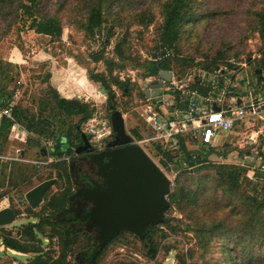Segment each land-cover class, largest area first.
Instances as JSON below:
<instances>
[{"label": "rangeland", "instance_id": "obj_1", "mask_svg": "<svg viewBox=\"0 0 264 264\" xmlns=\"http://www.w3.org/2000/svg\"><path fill=\"white\" fill-rule=\"evenodd\" d=\"M90 1L92 0H48L43 11L57 15L62 27L60 38H51L35 33L28 27V22L19 15L17 3L11 6H0V62H10L11 64L8 74L13 77L8 84V89L17 92L13 104L28 109L30 113L37 114L40 109V101L47 99L50 94L47 86L53 87L54 85L63 92V95L92 104L95 108L94 113L103 112L107 115L108 97L112 92L114 94L112 100L116 109L123 114L127 131L130 133V129L133 127L140 130L142 128L143 136H147L149 131L145 129L135 108L139 101L146 98L142 93L147 88V83H156L160 79L157 76L142 78L143 70L138 64L142 60L153 59L156 54L155 50L159 46L158 30L162 20L159 5L162 0H115L104 5L105 22L94 36L80 27L81 20L84 22L86 6ZM263 7L264 0H194L192 17L182 26L177 50L167 53L173 59L172 71H170L173 77L184 79L197 74L199 71L197 63L212 57L218 50L225 52L226 59L233 58L238 63L246 62L248 56L252 58L257 56L260 41L258 33L254 29L255 19L252 12ZM150 18L152 19L151 23L146 25ZM119 42H122L124 51L121 57L115 51V45ZM180 63H183L182 68ZM250 69H252V65H250ZM89 75L103 77L109 85V90L105 91L99 81L90 80ZM115 80L128 82L129 93H124L120 84H116ZM149 101L152 102V98ZM1 109L2 107H0ZM48 113V110L44 111V114ZM77 121L78 117L67 119L59 116L55 122H52L57 125L63 123L67 126ZM82 129L83 125H81ZM28 138L34 142L36 135L29 133ZM109 140L108 137H105L103 143L106 142L107 146ZM46 141L40 139V145L44 146ZM141 146L163 171L168 172L169 167L174 168V164L168 165V168L163 167L150 144L142 143ZM18 148L24 150L23 158L18 157L21 159L43 160L46 157L38 151V148L35 149L26 142L16 139L6 141L1 150L8 158L0 159L3 160L0 161V168L2 162H6L8 166L4 171L0 169V209L11 207L14 211L17 210L21 216H18L12 224L0 227V236L14 237L21 243L27 244L21 240L23 238L19 237L18 232L28 223L37 222L35 217L38 215L42 217L46 214L41 210L43 202L35 209L30 208L24 199L28 182H21L15 178L17 170L11 162L23 169H28L25 172L31 170L32 177L29 180L34 186L40 179L50 175L53 176L52 178H56V171L50 165L37 168L31 163L12 159ZM188 148L197 150L198 153L204 155L208 152L209 147L189 143ZM223 148L222 145L214 148V152L207 155V162L236 166H239L242 161L246 165L259 164L255 159L253 161H249L248 158L243 160L242 154L236 155L233 159L235 161H233L228 155H224ZM204 164L192 174L182 176L181 181L189 188L201 186V191L206 189V196L215 194V198L223 205L239 203L246 192L247 194L251 193V186L247 187L244 183L239 190L238 198H230L219 189L215 190L214 170L209 167V164ZM84 165L89 166V163L85 162ZM10 170L12 175H9ZM175 170H177L176 178L179 170L183 169ZM60 185L61 182L57 180L46 191L43 200L46 196L56 193ZM210 188L214 189L213 192ZM165 216L174 218L177 222H173L171 225H178L181 228L177 233H170L166 229V236L161 241L164 244H178L182 249L181 256L184 258V264L239 263L238 258L231 260L235 254L240 255V252L231 250L233 240H226L227 230L216 231L219 237L216 234L215 240L207 243L205 247H201L199 242L201 235L197 230L201 226L202 219L205 218L203 211L200 210L198 213L189 215L188 211L182 212L174 209L172 212H167ZM217 216L220 218L221 214ZM239 216H231L227 222L234 224ZM224 217L222 216V218ZM52 219L57 220L59 217L56 215ZM85 232L89 233L90 231L82 229L76 243L70 247L71 251L67 252L66 263L89 264L87 261L90 258L83 259L82 262L81 258L79 259L81 252H88L90 249L87 246L90 243L87 244ZM47 234L39 235V239L30 241L29 248L37 247L42 250L43 260L52 264L53 260L55 261L61 256V249L58 245V238L50 239ZM160 235L159 232L157 238ZM120 240L127 245L111 244L96 264H110L119 258L132 260L139 264H179L176 250L167 254L160 250L154 261H148L142 256L140 238L132 233H123ZM201 240L203 244L205 239L201 238ZM225 241L226 246L230 247L226 250L221 246ZM10 250L2 244L0 239V264H33L32 260L37 256L35 252L20 253L15 250L13 252V249ZM260 255L264 258V249ZM253 264L259 263L255 261Z\"/></svg>", "mask_w": 264, "mask_h": 264}, {"label": "trees", "instance_id": "obj_2", "mask_svg": "<svg viewBox=\"0 0 264 264\" xmlns=\"http://www.w3.org/2000/svg\"><path fill=\"white\" fill-rule=\"evenodd\" d=\"M115 0H92L86 6L84 22L81 20L80 27L83 28L91 36L96 35V31L100 30L103 23L105 22V7L104 5L112 3ZM17 3V9L19 15L28 22V27L31 28L35 33L49 36L51 38H60L62 33V27L56 14H49L43 11L44 6L48 4V0H0V6H11ZM194 0H162L159 9L162 17L159 26L158 35V47L155 50L156 54L153 59L142 60L138 64L143 70L142 78L155 77L158 75L160 70L172 71V60L167 53L169 51H176L177 45L180 39V33L182 26L189 20L193 7ZM255 25L254 29L258 33L260 46L257 50V56L246 58V64L252 65L253 70L260 69V73L257 75V85L261 88L264 87V7L258 11L252 12ZM150 18L146 25L151 23ZM115 51L118 56L124 54L122 48V42L115 45ZM188 64V63H187ZM180 67H183V63H180ZM11 67L10 62H0V107L7 106L8 100L11 98L14 90L8 89L9 82L12 81L11 75L8 74L9 68ZM197 67L199 71L206 74L214 73L217 70H224L226 68H233L234 66L228 62L225 58V52L218 50L212 57L203 62H198ZM182 72V70H179ZM89 79L94 82H100L105 91L109 90V85L105 79L98 75H89ZM200 76H195L192 81V87L195 88L202 95H206L207 92L211 91L212 87L210 84L202 86L199 85ZM116 84H120L124 93H129L128 82H120L115 80ZM49 87V96L47 99L40 101V109L37 114L30 113L28 109L22 108L18 105H14L12 108L11 116L1 117L0 121V139L4 141L7 138L9 128L13 123H19L23 128L30 134L36 135L35 141L28 138L26 143L31 147L38 148L39 152L45 148L40 145V139L53 140L55 145L50 147V153L61 158L63 154L69 155L71 158L75 156L74 148L81 143L82 139L80 136L81 125L90 118L95 111L92 104L80 101L76 98H64L59 95L56 89ZM221 87V83L217 84L214 91H218ZM144 96V93H142ZM114 94L110 92L108 97L109 107L107 109L108 114L111 113L110 106L116 109L113 102ZM48 110V114H44V111ZM107 114V115H108ZM59 116H63L67 119L78 117V121L70 125L63 123L54 124L55 119ZM135 137L141 139V134L136 130H132ZM152 146L154 154L157 156L159 163L168 168V165L174 164V168H180L182 161H184L188 168L179 170L177 177L174 180L173 186L167 195L169 202V209L167 212H172L174 209L181 210L182 212L188 211L189 215L203 211L201 226L198 228L201 238H204V243L200 238L199 242L201 247H205L207 243L215 240L214 237L218 231L227 230L226 240H233V247L231 250L234 252L239 251L240 255L233 256L231 260L238 258L239 263L253 264L257 261L259 264L264 262L263 256L260 253L264 249V179L259 176H255L254 179H249L246 176L244 169L240 166L233 164H210L207 162V155L213 153V148H208V152L204 155L198 153L197 150L189 149L184 140L181 139L179 149L167 146L165 149L162 148L160 143L152 142L148 143ZM62 160L49 164L56 171V178L61 182L59 190L50 195L46 196L43 200L42 212L46 216L38 215L35 217L37 222H30L19 231V237L23 238L24 242L21 243L14 237L0 236L2 244L10 249L19 252H35V256L32 260L33 264H48L46 260H43L41 256L42 250L39 248H29V243L32 240L38 238L39 235L48 233L50 239L57 237L58 245L61 249V256L57 260H53L52 264H72L66 263L65 258L67 252L71 251V246L76 243V239L82 228L70 225V221H63L61 215L59 219L53 220L52 218L58 215L60 212L67 213V204L69 196L72 193V182L70 180L68 163ZM209 164L216 176L214 183V189H219L221 192L226 193L230 198H238L240 188L243 186L242 183L251 186V193L246 192V195L242 197L239 203H226L221 204L218 199L215 198V194L206 196V189L201 191V186L198 188H189L185 183L181 181V177L186 174H192L198 167ZM8 164L2 163L1 171L7 168ZM28 170V169H27ZM26 170V171H27ZM10 170L9 175H12ZM30 172H25L24 169L18 167L16 177L21 182H28L27 189L32 188L33 184L29 180L32 176ZM49 177L40 179L39 182L52 178ZM260 183V184H258ZM259 186V187H258ZM213 192L214 189L210 188ZM213 196V197H212ZM201 199V200H200ZM239 200V199H238ZM16 217L21 216L19 212L14 211ZM218 214L221 217L218 218ZM240 215V216H239ZM222 216H225L222 218ZM231 216H239L236 223H228ZM245 217V218H244ZM56 218V217H55ZM177 222L174 218L165 217V221L160 224L148 225V235L140 239L142 243V256L148 261H154L160 250H163L165 254L170 251L176 250L177 259L179 264H184V258L181 256V247L178 244L162 243V239L165 238V230H169L170 233H177L181 228L180 226H172L171 223ZM217 231V232H216ZM161 235L157 238L158 233ZM86 233V232H85ZM123 233H130L127 231L119 232L111 238V240L102 248L97 254L92 264L100 259V257L107 251L108 247L113 243L123 244L120 240V236ZM87 246L92 248L96 245V241L93 240V233H86ZM218 236V234H217ZM219 237V236H218ZM157 238V239H156ZM39 239V238H38ZM92 240V242H90ZM221 246L226 250L230 247L226 246L223 242ZM229 252V251H228ZM49 259L51 257L49 256ZM110 264H139L132 260L117 259Z\"/></svg>", "mask_w": 264, "mask_h": 264}, {"label": "water", "instance_id": "obj_3", "mask_svg": "<svg viewBox=\"0 0 264 264\" xmlns=\"http://www.w3.org/2000/svg\"><path fill=\"white\" fill-rule=\"evenodd\" d=\"M259 72L257 69L256 73ZM157 77L158 82L147 84L143 92L145 97L149 96L150 90L169 82L172 74L160 70ZM110 109L113 138L106 148L94 151L82 131V142L74 148L75 155L86 154L95 166L96 175L101 178L100 181L90 180L88 188L76 191L70 198L81 196L91 204L83 221L85 229L94 232L97 241L91 250L93 258L119 232L127 231L140 239L146 237L147 226L163 223L169 209V178L127 131L122 112L113 106ZM214 109L218 110V107L214 106ZM74 166L75 163L70 162L69 170L73 171ZM56 181L57 178L43 180L25 192L24 199L31 209L43 202L44 194ZM72 205L69 203L70 211L74 210ZM16 218L11 207L0 209V227L12 224Z\"/></svg>", "mask_w": 264, "mask_h": 264}, {"label": "built area", "instance_id": "obj_4", "mask_svg": "<svg viewBox=\"0 0 264 264\" xmlns=\"http://www.w3.org/2000/svg\"><path fill=\"white\" fill-rule=\"evenodd\" d=\"M228 62L234 67L224 70L225 73L223 74L227 87L220 89L216 95L203 97L192 87L195 76L204 79L203 76L206 73L200 71L184 79L175 78L172 75L171 80L163 82L161 88L150 90L149 96L143 101H139L135 108L138 117L145 123L149 134L145 138L134 140L140 145L142 143H160L163 149L167 146L179 149L181 139L184 140L186 146L193 143L211 147L222 134L231 130L235 122L246 121L251 124L257 121L264 122V96H257L249 91L240 98L239 103L235 97L230 99L227 96L229 89H235L237 86L238 80L231 78L236 67L245 65V63L235 62L233 58L228 59ZM16 97L17 92H14L8 100L7 106L0 110V114L11 117L14 106L13 99ZM150 98H152V102L149 101ZM214 105L218 106V110L213 108ZM82 125V130L94 151H101L106 148V142L103 143L105 137L110 140L113 138L109 116L103 112H95ZM47 144L53 146L55 142L50 141ZM254 159L259 164L248 166L253 179L257 173L264 176V157L257 155L255 158L250 157L249 160L253 161ZM62 160L68 163L70 158L68 156L57 158L49 153L43 160L21 159V161L32 163L37 168ZM180 168L187 169L188 166L182 161ZM167 171L163 172H166L171 188L177 170L169 167Z\"/></svg>", "mask_w": 264, "mask_h": 264}, {"label": "crops", "instance_id": "obj_5", "mask_svg": "<svg viewBox=\"0 0 264 264\" xmlns=\"http://www.w3.org/2000/svg\"><path fill=\"white\" fill-rule=\"evenodd\" d=\"M224 70H227V69H224ZM224 70L221 69V70H219V72L217 70V72L215 71L214 73L206 74L203 76L204 79L200 78V81L198 83L199 85H202V86H205L208 83L214 88L217 84L221 83V87L218 89V91H214V88H212V90L207 92L206 95H202L199 92L198 93L200 95H202L203 97H205L207 95H216L220 89L226 88L227 87L226 81L224 79V74H223V73H225ZM256 70L257 69L253 70V67H252V69H250V65H246V63L242 67L237 66L235 71H234L233 76L231 77L232 79L235 78L238 80L237 86L235 89H229L227 96L230 99L235 97V100L237 101V103H239L240 98L246 92H249V91H251L254 95L264 96V87L261 88L260 86L257 85V75L256 74H258V73H256ZM217 74H219V75L217 76ZM263 76H264V73H263ZM53 88L56 89L57 92L59 93V95H61L62 97L69 98L68 96L63 95V92H61L59 89H57L54 85H53ZM214 106H213V108H214ZM216 107H218V106H216ZM2 116H4V115L0 114V121H1ZM8 118H12V116L8 117ZM143 124L145 126V129L147 130V127H146L144 122H143ZM132 130H136L139 134H141V139L146 137V135L143 136V134H142L143 133L142 128L140 130L139 128L133 127L130 129V134H131V136H133V139L139 140L137 137H135ZM28 134L29 133L19 123H13L11 125V127L9 128L7 138L4 141H2L0 139V159L8 158L1 151L2 146L6 141H9L10 139H12V140L16 139V140L21 141V142H26L28 139ZM50 141H53V140H47L46 144L44 145L45 148L41 150V154L44 155V157H46V155L50 153L49 151H50L51 146H49L47 144ZM221 145L224 147L223 148L224 149V155H226V156L228 155V157L231 160L235 159L236 155H240V154L243 155V160L245 158L250 159V157L255 158V157H257V155H262L264 157V122L263 121H257L254 124L247 123L246 121L235 122L233 127L231 128V130L222 134L219 137V139L215 142V144H213L211 147L210 146L209 147L214 149V148L219 147ZM187 147H188V145H187ZM33 148L36 149V147H33ZM16 151H17V153L15 154L16 157L13 156L12 159L21 160V158H18V157L20 156L23 158V156H24L23 148H18V149H16ZM63 156H68L69 158H71L69 155H66V154H63L62 157ZM30 160H34V159H30ZM0 161H3V160H0ZM233 161H235V160H233ZM242 162L239 164V166L244 169L246 176L249 179H252L251 178V172H250L249 167H248L250 165H246L245 163H242ZM2 163H6V162H2ZM11 163H12V166H15V168L17 170V168L19 166L16 163H13V162H11ZM67 165H68V169H69V164H67ZM45 166H49V164L45 165ZM24 170L26 171L27 169H24ZM15 173L17 174V171ZM261 175L262 174L257 173V176H259L261 179H264ZM33 186H34V184H33ZM28 190H26V191H28ZM15 251L13 250V252H15Z\"/></svg>", "mask_w": 264, "mask_h": 264}, {"label": "flooded vegetation", "instance_id": "obj_6", "mask_svg": "<svg viewBox=\"0 0 264 264\" xmlns=\"http://www.w3.org/2000/svg\"><path fill=\"white\" fill-rule=\"evenodd\" d=\"M70 162H74L75 166H74L73 171H70L68 169L70 180L72 182V193L69 196V201L67 204V210L69 212H67V213L60 212L57 216L61 215V219L63 221H70L69 223L73 227L78 226L82 229H85L83 217L86 214V212L89 209L91 204L89 202H85L81 196H78V197L75 196L73 199H70V198H71L72 194H74L76 191L85 190L86 188H88L90 185V180L100 181L101 178L96 175L95 166L93 165L92 162H90L89 158L86 157V154L75 155L73 158H70L68 164ZM85 162L89 163V166L84 165ZM71 202L73 203L72 206L74 209L72 211L69 210V203H71ZM90 232L93 233L94 240H95L94 232H92V231H90ZM96 245H97V241H96ZM95 246L90 248L88 250V252L87 251L81 252L82 254H80V256H79V259L81 258L80 259L81 262L83 261V259L90 258L87 262H89V264L93 263L97 254L99 253L98 252L94 258L91 256V250ZM20 253H25V252H20ZM30 253H32V252H30Z\"/></svg>", "mask_w": 264, "mask_h": 264}]
</instances>
